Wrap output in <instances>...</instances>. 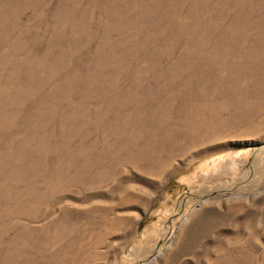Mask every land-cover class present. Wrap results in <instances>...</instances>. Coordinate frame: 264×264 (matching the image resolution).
Listing matches in <instances>:
<instances>
[{"label": "rangeland", "instance_id": "rangeland-1", "mask_svg": "<svg viewBox=\"0 0 264 264\" xmlns=\"http://www.w3.org/2000/svg\"><path fill=\"white\" fill-rule=\"evenodd\" d=\"M0 264H264V0H0Z\"/></svg>", "mask_w": 264, "mask_h": 264}]
</instances>
